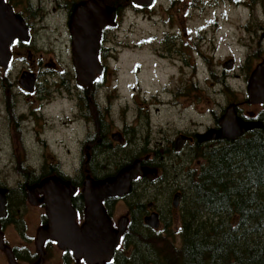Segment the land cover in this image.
<instances>
[{"label": "flooded vegetation", "instance_id": "obj_1", "mask_svg": "<svg viewBox=\"0 0 264 264\" xmlns=\"http://www.w3.org/2000/svg\"><path fill=\"white\" fill-rule=\"evenodd\" d=\"M6 1L24 18L31 38L29 41L15 39L8 67L5 69L0 64V125L6 124L4 136L13 134L11 146L21 145L25 151L24 158L16 153L10 158L7 168L16 167L14 176L0 168V189L6 190L5 209L0 211L3 212L0 215L2 264H90L72 251L63 250L55 239L46 238L39 247V229L49 221L43 183L52 177L69 181L74 187L71 205L76 223L83 226L90 202L84 189L115 178L127 168L137 167L128 191L102 199L112 226L125 227L120 245L131 228L137 231V226L150 227L145 218L152 213L158 214L159 229L167 222L165 213L178 216L177 221L181 219L180 207L188 196L189 182L202 170L207 150L219 149L223 143L236 141L241 136H264V100L250 101L253 73L264 66V0H154L151 5L130 6L137 12V27L147 22L155 30L146 34L137 32L135 47L139 58L134 68L131 67L133 70L127 71V75H133L134 83L132 94L126 97L121 94L119 59L122 51L132 46L119 39L122 16L116 5L105 0L106 5L116 7V23L105 26L101 32V70H96L90 81L78 76L73 49L79 41L70 31V65L58 70L47 69L49 64H44L42 57L34 60V31L37 30L32 29L29 19L40 15L29 14L27 7L20 3L23 0ZM59 7L68 16V24L73 8L69 12L65 3ZM230 10L238 18L231 16ZM236 33L240 35L234 37ZM145 52L151 56L149 64L141 58ZM16 58L26 59L30 65L23 64L20 72L11 77ZM87 68L91 69L92 65ZM143 68L147 76L154 72L153 80L167 76V82L159 88H143V84L151 81L149 77L144 78ZM24 72L35 75L32 88L22 85L20 77ZM238 78L243 80L245 90L238 93L231 89L234 91L231 97H235L220 105L218 111L212 107L206 114L207 84L219 86L220 95L225 96V87L231 88L232 81ZM62 102L72 108L69 114L64 113V124L83 128L81 134L75 132L77 156L74 158L79 166L73 172L60 166L59 159L60 165L57 161L41 160L38 154L31 158L29 154L34 144H48L45 123L48 131L54 130L47 119L54 116L51 109L59 108ZM161 107L179 109L176 111L179 122L174 121V126L171 122L157 124L154 119L162 113ZM229 108L236 115V123L238 117L254 127L235 139L206 137L221 130ZM188 110L197 113V119L186 120L183 111ZM16 125L21 128L19 139L15 135L19 134L18 129L15 132ZM193 165H199L198 170ZM162 198L166 205L161 204ZM176 198L178 205H175ZM32 212L36 214V222L29 221ZM29 226H34L32 231ZM11 234L17 238L12 240ZM56 259L59 261L55 262ZM116 259L114 253L111 261Z\"/></svg>", "mask_w": 264, "mask_h": 264}, {"label": "trees", "instance_id": "obj_2", "mask_svg": "<svg viewBox=\"0 0 264 264\" xmlns=\"http://www.w3.org/2000/svg\"><path fill=\"white\" fill-rule=\"evenodd\" d=\"M32 0L20 1L31 7ZM69 12L83 0H64ZM122 13L131 0H107ZM36 12L30 9L29 14ZM177 226L130 229L110 264H264V136L205 152Z\"/></svg>", "mask_w": 264, "mask_h": 264}, {"label": "water", "instance_id": "obj_3", "mask_svg": "<svg viewBox=\"0 0 264 264\" xmlns=\"http://www.w3.org/2000/svg\"><path fill=\"white\" fill-rule=\"evenodd\" d=\"M137 5H151L154 0H131ZM116 7L106 5L105 0H83L74 5L69 18L68 28L73 37H77L79 44L74 46L73 60L78 66V76L92 79L96 70H101L99 61V41L103 28L116 23ZM77 34V35H76ZM29 41L31 34L24 18L14 12L13 7L6 0H0V64L7 68L11 59V44L15 39ZM92 40V41H90ZM88 41V42H87ZM92 65V68H87ZM93 75L90 76V74ZM253 91L250 101L264 100V66L254 71ZM79 79V78H78ZM80 80V79H79ZM20 81L24 87L32 88L35 75L29 72L21 74ZM229 108L223 117L222 128L216 135L208 133L209 138L235 139L254 126L246 124ZM230 120H233L232 125ZM137 167L133 166L121 172L117 177L107 181L94 183L93 187L85 188L90 200L86 210V220L83 226L76 223L75 210L71 205L74 187L69 181L60 177H52L43 183L46 189V201L49 204L47 226L38 232V244L41 248L46 238L55 239L63 250L72 251L76 257H83L90 264H103L111 261L115 249L118 247L125 227L115 228L102 205V199L108 195L124 193L129 190L130 182L137 174ZM142 171L146 169L142 168ZM5 189H0V211L5 209ZM178 198L175 205H178ZM3 212H0L2 215ZM145 222L153 229L160 228L157 213L145 218ZM10 256L11 253L9 252Z\"/></svg>", "mask_w": 264, "mask_h": 264}, {"label": "rangeland", "instance_id": "obj_4", "mask_svg": "<svg viewBox=\"0 0 264 264\" xmlns=\"http://www.w3.org/2000/svg\"><path fill=\"white\" fill-rule=\"evenodd\" d=\"M63 3H65L66 5V2L64 0H32L31 7L28 8V11L32 9L37 12L38 16L40 15V18L30 17L29 19L32 29L37 30V32L34 31V35L36 37V43L35 45L34 43H32L34 45L33 48L35 52V56H33V58L35 60L39 56L42 57L44 60L43 61L44 64H49V66L45 67L47 69H54L56 67V69L58 70L59 67L64 68L65 65H70L72 63V54L70 50V41H69V28L67 24L68 16L59 7V5ZM18 6L20 8V5ZM230 15L236 16L237 13H235V11L230 10ZM121 16H122L121 17L122 24L119 30L122 33L120 34L119 39L123 43L126 44L128 43L132 46L130 47V49L123 50L119 59L120 69L118 73H119V83L122 89L121 94L126 97L132 94L131 91L132 84L134 83V78H133V83L131 81L133 75H127V71L133 70L135 64H137V59L139 58L137 48L135 47V41H137V32L142 31V33L146 34L149 33V30L154 31L155 29L147 22H141L140 27L139 26L137 27V12L132 11L131 7L126 8ZM238 16L239 15H237V18ZM238 35H240V33H236L234 37H237ZM234 39L235 38H233L232 41H234ZM35 49H38V51H36ZM20 50L21 49L19 48L16 49L17 52H20ZM141 58L142 60H145L146 63L148 64L152 62L151 56L149 55L148 52H145ZM29 62L30 61L26 59L18 60L16 58L12 63V71L10 73V76L15 77L20 72L21 66L23 64L30 65ZM53 63L55 65H53ZM151 72L152 71H150V73ZM236 73L241 74V71L237 70ZM153 74L154 72H152L147 76V72L143 68L144 78L149 77L151 79L150 82L143 84V88H150V89L159 88L160 84L167 82V76L158 78L159 79L158 81L152 79ZM62 76H64V74H62ZM232 84L233 85H231V88L225 87V91H224L225 96L220 95L218 91V89L220 88L219 86L216 85L213 86L211 83L207 84L206 98L204 104L205 105L204 111H206V114L209 113L208 110L212 107L215 109V111H218L220 109V105L226 104L230 99L235 97V96L231 97L235 90L238 93H240V91L242 92L245 90V85L241 78L232 81ZM231 89H233L234 91H231ZM71 110H72L71 106L64 104L63 102L61 103L59 108L53 107L51 109V112L53 113L54 116L50 119H47V122L49 126L52 125L54 127V130L48 131L47 129L48 125L45 123V130L47 131L46 136L48 137L47 139L48 144H43L42 142L34 144L31 152H29L31 158L32 156L34 157L35 155L38 154L40 155L41 160H52V161H57V163L60 160L62 165H60L59 163L58 164L70 172L71 171L73 172L75 169L78 168L79 164L77 160L74 158L77 156V146L74 144V138H75V132L81 134L83 128H80L79 126H75V125L73 126L72 124L67 126L66 123L64 124V118H65L64 113L69 114ZM178 110L179 109L177 108L161 107L162 113L159 116H156L154 121L157 124H159L160 122H163L164 124L168 122L173 123L174 121L178 123L179 116L176 112ZM183 112L187 118L186 120L197 119L198 117V114L195 113L196 110L195 112L193 110H188ZM5 127L6 124H4L2 127L0 125V150L3 151L2 153H0V168L5 169V171L11 173V176H14L17 172L16 167L10 166L7 168V166L10 165V158L13 155V153L18 154L20 158H24L25 151L22 150L21 145H19V148L16 146L14 147L11 146L13 141V134H8L4 136ZM18 127L19 125L14 126L15 132L16 129H18L19 131V134H15L17 139L20 138V133H21V128ZM165 127L166 129H168L167 126ZM25 138L29 139L27 135H25ZM30 138H33V135H31ZM201 160H202L201 164H203L204 160L203 159ZM198 166L199 165H193V168L198 170ZM12 181L14 180H11V182ZM191 194H192L191 189H189L188 196H190ZM160 202L162 205H166V201L164 198H162ZM165 214L167 215L165 217V222L167 221L165 226H177L179 224L178 221L176 220L178 216L176 217L169 216V213H165ZM35 217L36 214L33 213V217L29 221L36 222ZM33 227L34 226H29L30 231H32ZM161 227L162 228L159 230L162 231L163 226ZM10 238L14 240L17 238V236H15V234H11ZM58 261L59 259H56L55 262ZM0 264L2 263L0 262Z\"/></svg>", "mask_w": 264, "mask_h": 264}]
</instances>
